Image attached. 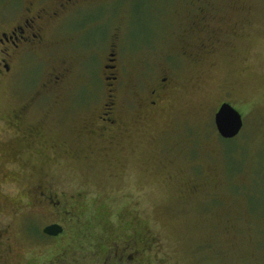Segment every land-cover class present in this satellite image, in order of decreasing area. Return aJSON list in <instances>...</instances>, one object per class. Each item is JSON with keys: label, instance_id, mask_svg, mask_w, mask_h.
<instances>
[{"label": "rangeland", "instance_id": "1", "mask_svg": "<svg viewBox=\"0 0 264 264\" xmlns=\"http://www.w3.org/2000/svg\"><path fill=\"white\" fill-rule=\"evenodd\" d=\"M4 2L12 27L28 1ZM79 3L43 49L0 53V264H264V0Z\"/></svg>", "mask_w": 264, "mask_h": 264}, {"label": "flooded vegetation", "instance_id": "2", "mask_svg": "<svg viewBox=\"0 0 264 264\" xmlns=\"http://www.w3.org/2000/svg\"><path fill=\"white\" fill-rule=\"evenodd\" d=\"M5 1L4 4H2L1 9L7 11L10 7L11 9H18L22 7L21 0H15V4L11 5L12 0H3ZM28 1V8L25 7V11H23L22 17L19 22H17L16 25L10 26L9 23H6L5 21H0V53L7 56L8 58L13 57L15 54L22 53L26 51L27 49H33L34 46L39 47L40 49H43L42 43L44 35L46 34V31H52L54 33H59V27L61 21L65 19V17L70 14L71 12L73 15L78 14L77 11L80 10V7L78 6L79 0H27ZM51 3V6L49 5ZM23 8V7H22ZM79 9V10H78ZM81 11V10H80ZM79 11V15H80ZM71 13V14H72ZM4 17V16H2ZM10 50V52H9ZM110 59H108V65L105 66V68H109L111 70H114L116 68L114 64L115 59H113L114 55L110 54ZM15 57V56H14ZM16 59V57H15ZM7 61V60H6ZM5 60L2 61V64L0 63V70L7 72L9 71V64ZM62 75L59 76L53 75L52 80H50L51 83L57 84L60 82V78ZM117 77L114 75H110L109 77H106L105 80L109 81L107 83L108 86H111L112 84H115L117 82ZM166 78H162L160 81H157L156 88L152 89L148 93V101H144L141 106H145L144 108L146 110H156L158 108H161L160 105L163 103V93L165 95H168L169 88L165 84ZM117 87H112V92L116 93ZM108 98H110L108 104H104V109L107 112H104L103 115L106 116L101 117L100 121L105 122L102 123V129H106L108 127H114L115 121L112 120V112L114 109H116V103L113 100V95H109ZM224 102H221L217 109L220 107L221 104ZM153 117V116H152ZM52 225V224H50ZM58 225V224H56ZM48 226V225H47ZM60 226V225H59ZM46 227V226H45ZM62 228L63 232V227ZM57 236L50 237L46 236L42 233L41 234L44 237L47 238H56ZM128 248V246H127ZM126 251V248H123V251Z\"/></svg>", "mask_w": 264, "mask_h": 264}, {"label": "water", "instance_id": "3", "mask_svg": "<svg viewBox=\"0 0 264 264\" xmlns=\"http://www.w3.org/2000/svg\"><path fill=\"white\" fill-rule=\"evenodd\" d=\"M214 126L221 139L230 140L235 138L242 127L240 115L228 104L223 103L214 114ZM62 232L59 225L52 224L44 227L42 233L54 237Z\"/></svg>", "mask_w": 264, "mask_h": 264}, {"label": "trees", "instance_id": "4", "mask_svg": "<svg viewBox=\"0 0 264 264\" xmlns=\"http://www.w3.org/2000/svg\"><path fill=\"white\" fill-rule=\"evenodd\" d=\"M234 140H235V138H233ZM233 139H231V140H227V141H224V142H228V143H233L234 142V140ZM221 141H222V139H221ZM251 214V213H250ZM252 214L253 215H255V216H257L258 218H261V219H263L264 217L259 213V212H257V211H252ZM30 230H28L29 232H31V233H34V235H35V231L36 230H34V229H32V228H29ZM43 237V236H42Z\"/></svg>", "mask_w": 264, "mask_h": 264}]
</instances>
